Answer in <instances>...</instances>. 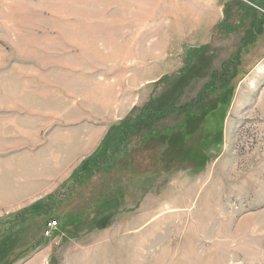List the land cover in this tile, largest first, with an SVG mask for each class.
<instances>
[{
	"label": "rangeland",
	"instance_id": "1",
	"mask_svg": "<svg viewBox=\"0 0 264 264\" xmlns=\"http://www.w3.org/2000/svg\"><path fill=\"white\" fill-rule=\"evenodd\" d=\"M0 264H264V0H0Z\"/></svg>",
	"mask_w": 264,
	"mask_h": 264
},
{
	"label": "built area",
	"instance_id": "2",
	"mask_svg": "<svg viewBox=\"0 0 264 264\" xmlns=\"http://www.w3.org/2000/svg\"><path fill=\"white\" fill-rule=\"evenodd\" d=\"M57 226V220H50L47 224V235L51 236Z\"/></svg>",
	"mask_w": 264,
	"mask_h": 264
},
{
	"label": "crops",
	"instance_id": "3",
	"mask_svg": "<svg viewBox=\"0 0 264 264\" xmlns=\"http://www.w3.org/2000/svg\"><path fill=\"white\" fill-rule=\"evenodd\" d=\"M41 176H45V175H38V176L35 175V177H36L35 180L37 181V183H40V181H42V178H44V177H41Z\"/></svg>",
	"mask_w": 264,
	"mask_h": 264
}]
</instances>
